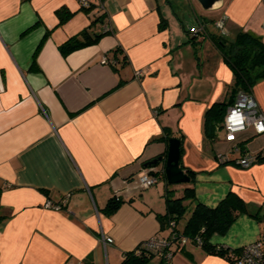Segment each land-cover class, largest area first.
<instances>
[{"label":"crops","instance_id":"obj_1","mask_svg":"<svg viewBox=\"0 0 264 264\" xmlns=\"http://www.w3.org/2000/svg\"><path fill=\"white\" fill-rule=\"evenodd\" d=\"M88 1L86 9L80 0H0V264H122L147 240L171 236L160 221L167 190L176 199L194 190L180 219L171 215L180 234L198 204L241 197L246 210L209 241L252 244L264 235V134L250 128L229 141L219 127L210 138L205 117L237 94L211 36L234 42L248 32L264 42V0L208 11L197 0ZM60 11L70 15L63 23ZM198 26L205 33L196 37ZM84 32L98 40L64 55ZM251 94L264 113V79ZM172 138L191 182L170 185L158 165L155 187H140L139 174L166 158ZM234 144L241 152L219 162ZM246 152L260 160L243 169ZM67 197L63 210L45 208ZM112 199L122 201L114 213ZM172 246L171 264H228L195 243Z\"/></svg>","mask_w":264,"mask_h":264},{"label":"trees","instance_id":"obj_2","mask_svg":"<svg viewBox=\"0 0 264 264\" xmlns=\"http://www.w3.org/2000/svg\"><path fill=\"white\" fill-rule=\"evenodd\" d=\"M69 16V13L66 11L59 12V19L62 23L63 21H66ZM80 36L84 38L82 42L79 41ZM210 39L213 40L214 44L218 47V50L221 51L228 66L235 74V87L237 94L240 91L245 92L246 94L251 93L256 86V83H258L259 80L264 79V42L262 39L253 37L248 32L238 33L234 42H228L226 39L217 36H211ZM97 40L98 38H94L89 32H84L83 34L65 42L61 47V51L65 55L66 53L74 51L80 47L91 45ZM35 66L36 62L34 61L32 68L35 69ZM235 101H233L231 105H233ZM227 107L228 105L225 103H216L208 110L205 117V131L210 138L214 137L213 133L215 128H221V122L225 116ZM186 172L189 173L192 178L195 175V172L188 169ZM164 175L166 176V174ZM193 193V189H188L183 198L176 199L173 193L170 190H167L165 198L167 199V209L169 210V213L165 217L160 216V221L164 225H169L172 219H174L171 215H175L176 219L179 220L187 210L184 201L192 197L194 195ZM121 203V200L112 199L107 208V212L114 213ZM245 210L246 207L243 199L235 194H229L228 198L222 201L216 209L198 204L191 218L188 220L189 222L184 231L181 233V236L187 237L191 243L195 244L196 238L199 237L202 240L201 247L211 254L224 256L226 258L227 256L225 255L229 251L223 246L214 247L210 244L209 240L214 234L227 233L230 226L237 220L236 218L238 217V214ZM172 229L171 236L166 240H172L175 230L179 233L176 227ZM174 243L178 245V241H175ZM144 245L145 243L141 244L137 249L133 250V252L125 253L123 255L122 264H147L154 257H159V259H161L160 264H167L165 258L155 254L147 247H144Z\"/></svg>","mask_w":264,"mask_h":264},{"label":"built area","instance_id":"obj_3","mask_svg":"<svg viewBox=\"0 0 264 264\" xmlns=\"http://www.w3.org/2000/svg\"><path fill=\"white\" fill-rule=\"evenodd\" d=\"M80 3L83 8L90 6L88 0H80ZM224 24L225 22L221 20V22L216 23V26L221 29L225 27ZM202 33H205V28L203 26H198L194 35L197 37L198 34ZM142 75L143 72L138 71L137 77ZM226 110L221 128L229 141H235L237 133L245 132L250 128H253L257 135L264 134V113L262 109L259 108L256 98L251 93L246 94L240 91L236 95L235 103L227 107ZM231 147L232 148L226 153H217L216 159L222 164H226L227 161L230 160V156L238 155L241 152L239 144H234ZM238 158V166L243 169L251 168L252 165L260 160V158L252 152H246L242 157ZM139 175V185L144 189L155 187L160 179L155 167L148 168V170L142 171ZM67 200L68 197L58 204L48 200L45 208L59 212V210H63L69 203ZM170 225L172 228H177V222L175 221H171ZM181 235L182 234L175 230L172 240L150 239L145 242L144 247H147L155 254L165 258L167 264H171L174 254L172 250V245L175 244L174 242L178 241V246L181 247L191 243L187 237ZM106 243H113V239L111 237L107 238ZM196 244L202 246L201 238H196ZM227 251L229 252L226 253L225 256H227L226 259L228 264H264V235L257 238L252 244L242 247V249H227Z\"/></svg>","mask_w":264,"mask_h":264},{"label":"water","instance_id":"obj_4","mask_svg":"<svg viewBox=\"0 0 264 264\" xmlns=\"http://www.w3.org/2000/svg\"><path fill=\"white\" fill-rule=\"evenodd\" d=\"M205 11L220 9L223 5V0H197ZM168 153L166 158L159 157L147 164V168L151 166L162 165L164 174H166L167 182L170 185L188 184L191 178L181 166V140L179 138H172L169 141Z\"/></svg>","mask_w":264,"mask_h":264},{"label":"bare ground","instance_id":"obj_5","mask_svg":"<svg viewBox=\"0 0 264 264\" xmlns=\"http://www.w3.org/2000/svg\"><path fill=\"white\" fill-rule=\"evenodd\" d=\"M154 166H155V165H154ZM154 166H151V167H154ZM151 167H150V168H151Z\"/></svg>","mask_w":264,"mask_h":264},{"label":"rangeland","instance_id":"obj_6","mask_svg":"<svg viewBox=\"0 0 264 264\" xmlns=\"http://www.w3.org/2000/svg\"><path fill=\"white\" fill-rule=\"evenodd\" d=\"M157 169V168H156Z\"/></svg>","mask_w":264,"mask_h":264}]
</instances>
